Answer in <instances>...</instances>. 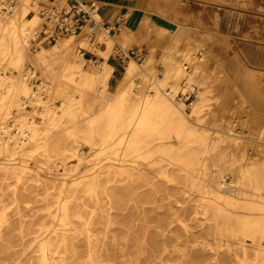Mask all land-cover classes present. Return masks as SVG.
<instances>
[{"label": "bare ground", "instance_id": "bare-ground-1", "mask_svg": "<svg viewBox=\"0 0 264 264\" xmlns=\"http://www.w3.org/2000/svg\"><path fill=\"white\" fill-rule=\"evenodd\" d=\"M39 20L37 0H0V169L12 171L17 182L31 170L44 176L49 184L46 191L57 190L52 195L56 213H47L50 224L45 225V219L28 220L29 224L40 222L30 240L39 244L41 264H98L89 246L96 240V227L77 210L93 212L101 199L110 210L124 203L129 191L110 187L111 174L132 178V192L139 184H149L151 194H166L176 206L182 201L196 203L194 214L209 223L215 241L231 238L240 242L244 254L247 248L256 249L255 239L262 229L258 218L264 217V162L259 164L242 154L234 167L232 159L217 150V144H236L241 135L210 136L200 117L206 102L202 92L191 103L190 115L175 100L180 93L190 92L197 66L169 58L163 77L151 79L154 90L132 100L129 114L121 116L124 94L134 93L133 79L145 73L151 54L143 67L130 58L110 91L113 68L106 61L107 53L99 66L88 61L84 67L87 61L80 50L89 41L81 37L85 33L46 45L37 38ZM100 35L110 47L115 38L107 31ZM117 37L122 41L131 38L126 29ZM26 60L30 66L24 68ZM34 79L35 84L31 83ZM179 80L184 82L180 89L171 85ZM166 83L169 85L162 89ZM89 97H93L92 103L99 102L98 108L83 106ZM53 99L58 100L57 106L48 104ZM41 104L45 108L34 120L26 107L36 109ZM8 118L13 123H8ZM151 142L156 143L150 147ZM255 142L264 147V131ZM83 145L87 156L81 152ZM72 159L77 162L68 166ZM150 175L157 178L156 184L148 183ZM80 187L86 195H77ZM8 191V200L17 207L37 201L24 187L15 185ZM208 210L213 212L211 216ZM15 216L10 219L4 208L0 209V223L4 224L0 242L23 226L20 211ZM83 234L86 250L81 247ZM244 238H248V246L243 244ZM201 244L208 247L205 241Z\"/></svg>", "mask_w": 264, "mask_h": 264}, {"label": "rangeland", "instance_id": "rangeland-1", "mask_svg": "<svg viewBox=\"0 0 264 264\" xmlns=\"http://www.w3.org/2000/svg\"><path fill=\"white\" fill-rule=\"evenodd\" d=\"M237 1L239 0H232L233 6L236 7L234 10L263 12L251 0H243L242 4L241 0L239 3ZM183 2L179 1L182 7L178 10L170 7L171 11H177L173 19L169 20L171 31L146 27L145 33L140 36L136 33L132 35V39L126 41L119 40L118 35H113L115 39L110 47L105 45L103 35L98 36L102 31L97 32L93 35H96L94 41L89 40L86 48L80 50L83 58L85 52L93 53L102 60L96 58V62L89 61L99 66L105 61L104 53H107L106 61H108L114 53L118 52V47L126 53L133 48L137 54L141 53V58L139 61L136 58H130L143 67L146 56L151 54L153 59L145 69V73L140 72V75L133 79L132 89L135 94H124L125 110L121 116L129 114L132 100L149 96V92L154 90L151 79L156 81V78L163 77L169 66V58L180 64L188 60L191 65L197 66L198 72L193 77L190 92L186 95L180 93L175 100L182 103L185 113L190 115L191 103L196 100L197 93L202 92L206 102L200 117L210 136L218 138L226 133L241 135V139L236 144L233 142L217 144V150L224 151L227 160L232 159L235 163L234 167H237L239 162L237 163L236 160L242 154L262 164L264 147L255 141L264 131V73L252 72L246 66L241 52L242 47L250 51L254 49L248 46L250 44L258 43L257 45L264 46V24L262 25L259 21L252 23L253 20L249 23L246 18L238 15L229 18L231 23L226 25L222 22L223 19L221 21L219 9L215 10L216 13L204 10L200 12V18L194 15L193 10L196 6L194 2L201 4L210 2L219 8H225V0H183ZM225 9L230 10L229 7ZM162 15L165 16L164 13ZM242 27L243 35L240 32ZM144 29L145 27L142 30ZM36 30H40V20ZM226 30H233L239 38H226L224 33ZM252 30L259 31V39L252 34ZM81 37L89 38L87 33ZM177 40L179 43L174 47ZM36 44L37 42L35 48L38 47ZM100 50H103L102 54ZM74 56L79 55L75 53ZM130 58L124 61L120 75L110 77V91L114 90ZM28 66L30 63L26 60L23 67ZM87 66L88 61L84 64V67ZM31 83L35 84L36 80H32ZM174 83L171 85L179 89L184 85L181 80ZM168 85L169 83L163 84L161 88H166ZM92 100L93 97H89L83 102V106L98 108L99 102L92 103ZM47 101L44 99V102ZM48 104L57 106L58 100L53 99ZM44 108V104L38 105L36 109L26 107L34 120H38L39 116L36 113H40ZM6 120L8 123H13L12 118ZM155 143L151 142L149 146L152 147ZM81 152L87 156L84 145L81 146ZM76 162L77 159H72L67 164L72 166ZM11 172L0 169V195L2 196L0 209L4 208L10 215V219H16L15 214L20 211L25 221L23 226L6 236L10 239L0 242V264H41L39 244L30 240L40 222L29 224L28 220L45 219L44 224L47 226L50 224L51 217H48L47 213L49 212L51 216L56 213L52 195L57 194V190L46 191L44 188L49 184L44 176L31 170L21 176L20 182L16 181V177ZM108 179L111 180L110 187L121 191L128 189L129 194L126 195L124 203L118 209L110 210L105 200L101 199L93 212L86 208L77 210L83 219H91L96 227V240L89 246L94 249L96 257L94 260H97L98 264H203L213 259H216L213 264H264V217L258 218L262 229L255 239L257 248H247L244 254L239 248V244H242L240 242L233 241L231 238L220 242L213 239L209 232V223L201 221L200 217L194 214L196 203L182 201L181 205L176 206L174 200L167 198L166 194H151L149 184H139L132 192V178L111 174L108 175ZM157 182V178H153L152 175L148 177V183L156 184ZM15 185L19 188L24 187L35 196L37 201L28 207H17L11 204L10 199L8 200V190ZM81 189L82 187L77 190V195H86ZM212 214L213 212L208 210V215ZM3 226L4 224L0 223V228ZM19 236L24 239L21 240ZM244 240L246 241L243 244L248 246V238ZM202 241L208 244L205 249L201 244ZM218 244L222 246L218 247ZM229 244L235 245L229 246ZM81 247L85 250L88 247L85 234L81 236ZM59 251L64 249L60 248Z\"/></svg>", "mask_w": 264, "mask_h": 264}, {"label": "crops", "instance_id": "crops-1", "mask_svg": "<svg viewBox=\"0 0 264 264\" xmlns=\"http://www.w3.org/2000/svg\"><path fill=\"white\" fill-rule=\"evenodd\" d=\"M86 1H94L100 6L99 17L104 22L107 27L109 35H119L122 30L126 29L128 33H130L131 39L132 35L138 36L146 32V27L155 28L156 30L161 31H171L172 27L169 25V20L173 19V15L177 13V11H171L170 7L176 8L177 10L182 7L179 1L183 0H86ZM164 3L162 4V2ZM259 10H263V12L253 13L251 11H243V10H234L236 7L233 6L232 0H225L226 7L219 8L212 3H195L194 7V15L197 18H200V12L207 10L209 13H216V9L221 11V21L223 19V23L228 25L231 23L229 18H234L238 15L241 18H246L250 23H261L264 24V0H251ZM184 3V2H183ZM204 7L203 9H201ZM207 8V9H206ZM164 13V17L163 14ZM170 14V15H169ZM238 24V23H237ZM143 27H145L144 30ZM244 28H241V34H244ZM249 31V30H248ZM250 32V31H249ZM248 32V33H249ZM252 34L256 35V39L260 38L259 31L252 30ZM226 38L228 39H238L236 36V32L233 30L224 31ZM240 34V35H241ZM258 34V35H257ZM258 36V37H257ZM96 35L93 37L95 39ZM137 39V38H136ZM138 40V39H137ZM94 41V40H93ZM258 44V43H257ZM257 44H250L248 46H252L254 49L251 51L242 47V57L246 61V66L252 71L256 73H264V46H259ZM119 48V47H118ZM136 48V47H134ZM251 48V47H247ZM133 50V48L129 49ZM103 51V50H100ZM96 58L100 59L96 55L90 52L84 53V59L89 61L92 60L96 62ZM107 63L113 68L112 70V78L120 75V70L123 68V63L117 57H110Z\"/></svg>", "mask_w": 264, "mask_h": 264}, {"label": "built area", "instance_id": "built-area-1", "mask_svg": "<svg viewBox=\"0 0 264 264\" xmlns=\"http://www.w3.org/2000/svg\"><path fill=\"white\" fill-rule=\"evenodd\" d=\"M40 30L37 38L43 44H53L60 39L70 36H79L87 33L93 42L94 34L108 31L104 22L99 17L100 6L97 2L86 0H37ZM113 57L124 62L130 57L141 58V53L117 49Z\"/></svg>", "mask_w": 264, "mask_h": 264}]
</instances>
